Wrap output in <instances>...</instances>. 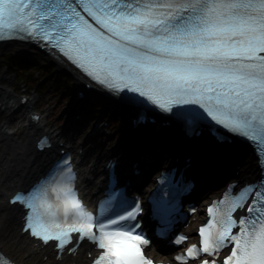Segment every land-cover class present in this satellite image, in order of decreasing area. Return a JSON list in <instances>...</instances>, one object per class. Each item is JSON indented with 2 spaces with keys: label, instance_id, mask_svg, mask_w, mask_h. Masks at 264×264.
Wrapping results in <instances>:
<instances>
[{
  "label": "snow or ice",
  "instance_id": "1",
  "mask_svg": "<svg viewBox=\"0 0 264 264\" xmlns=\"http://www.w3.org/2000/svg\"><path fill=\"white\" fill-rule=\"evenodd\" d=\"M0 39L33 43L71 65L85 87L132 110L134 124L157 118L186 137L246 141L254 171L223 180L219 198L206 206L215 220L201 224L198 241L175 260L264 264V0H0ZM15 99L28 107L26 97ZM46 140L37 147H49ZM105 168V192L93 210L63 154L28 188L0 193V229L19 213L21 240L61 255L87 241L97 250L93 264H155L145 255L153 244L145 218L155 221L154 236L166 238L192 181L183 167H162L142 201L115 179L112 161ZM187 239L177 231L169 242ZM0 264L14 261L0 253Z\"/></svg>",
  "mask_w": 264,
  "mask_h": 264
},
{
  "label": "bare ground",
  "instance_id": "2",
  "mask_svg": "<svg viewBox=\"0 0 264 264\" xmlns=\"http://www.w3.org/2000/svg\"><path fill=\"white\" fill-rule=\"evenodd\" d=\"M56 65L62 69L66 68V66L62 63H56ZM1 90V89H0ZM6 96V94L4 93ZM6 98V97H5ZM11 102V101H9ZM4 129V128H3ZM37 127L30 126L28 129V140L26 143H20L19 145H22L24 147H30V141L31 138L35 135ZM7 130L2 131V137L7 141L6 143V152L4 153V156L0 155V193L10 191L12 188L21 186L25 183H29L30 181L34 180V176L41 171L43 168L42 163H44V160L42 162H35V165L32 164L30 169L28 171H25L22 165L19 164L17 158L15 155L11 156L8 152L11 150L12 152L16 149V143L17 140L9 135ZM27 154L31 155L29 150H26ZM11 156V159H8V157ZM7 161V162H6ZM20 216L19 213H16L9 223L11 225L12 223H15L16 218ZM8 225V226H9ZM7 228L0 229V233ZM9 237L12 238L15 245L24 252L29 257H46L47 260H53L54 256L49 253V249L43 250L41 247L35 248L33 246V242L31 240H21L20 239V232H10ZM83 250H78L77 253L73 254V256H63L61 264H69L73 262V264H84L83 262ZM42 257V258H43ZM50 263V262H49Z\"/></svg>",
  "mask_w": 264,
  "mask_h": 264
},
{
  "label": "rangeland",
  "instance_id": "3",
  "mask_svg": "<svg viewBox=\"0 0 264 264\" xmlns=\"http://www.w3.org/2000/svg\"><path fill=\"white\" fill-rule=\"evenodd\" d=\"M16 50H11V52H15ZM6 51L5 50H0V53H5ZM28 54V53H27ZM5 63L0 61V65L3 66ZM4 71H5V68L0 72V79L2 78V76H4ZM38 74V72L34 73V76H36ZM11 75V78H13V74H10ZM14 87L16 85H18L20 87L21 90H24V87H21V81L20 80H13L12 79V82H11ZM45 89H47L45 87ZM52 91V93H51ZM56 91H54L53 89L49 88L48 91H45V93L42 95L43 98L47 101L48 104L45 105V109L47 108L48 112H53V109L57 107V110H58V113L59 115L61 116L62 113L66 110L67 107H63L64 106V102L61 104L59 102V99L55 96L56 95ZM59 102V103H58ZM67 114H64L62 115L63 117H67L66 116ZM16 117L18 118H25L24 116V112H21L19 115H17ZM11 119H14V116L12 118H4L2 119V121H0V135H1V130H2V127L4 126L5 128H10L12 129L13 127V122H11ZM51 119L54 120V121H57L58 122V125L60 126V122L61 120L57 118L56 115H52L51 116ZM64 119V118H63ZM60 121V122H59ZM15 125V128H17L19 126V122L14 124ZM23 126V124H22ZM17 139L20 140V134L18 133V135L15 136ZM23 138V137H22ZM0 140H1V136H0ZM0 153H3L4 155V152H6V147H3V145L0 143ZM17 225H18V219H16V222L15 223H12L11 225H9L7 227V229L3 230L1 233H0V242H1V246L6 249L11 255H13L16 259H18L21 263H27L29 262V264H53L52 262L51 263H47V262H42V259L41 257H28V255H26L24 252H22L21 250H19L18 247H16V245L13 243V240L12 238L9 237V234L10 232H16L18 231L17 229Z\"/></svg>",
  "mask_w": 264,
  "mask_h": 264
},
{
  "label": "trees",
  "instance_id": "4",
  "mask_svg": "<svg viewBox=\"0 0 264 264\" xmlns=\"http://www.w3.org/2000/svg\"><path fill=\"white\" fill-rule=\"evenodd\" d=\"M8 64L13 67L18 75L23 77V73L25 71H28L29 69L33 68L34 70L41 72L46 77V84L48 87L54 89V91L58 92V95H60L62 98H69L72 96V92L70 89V86L65 84L64 79L57 77L56 74L47 67L46 62H42L40 64L36 62H31L26 57H13L12 55H9L5 57ZM24 79H28L25 76ZM29 80H33V76H29Z\"/></svg>",
  "mask_w": 264,
  "mask_h": 264
}]
</instances>
